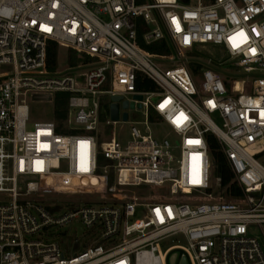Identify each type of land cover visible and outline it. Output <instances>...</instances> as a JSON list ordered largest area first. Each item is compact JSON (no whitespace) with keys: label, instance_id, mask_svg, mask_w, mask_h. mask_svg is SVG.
Listing matches in <instances>:
<instances>
[{"label":"built area","instance_id":"built-area-1","mask_svg":"<svg viewBox=\"0 0 264 264\" xmlns=\"http://www.w3.org/2000/svg\"><path fill=\"white\" fill-rule=\"evenodd\" d=\"M49 42L78 62L49 70ZM206 45L227 60L191 72ZM59 92L78 132L27 129L26 96ZM67 193L92 200H41ZM0 195V264H264V0H0Z\"/></svg>","mask_w":264,"mask_h":264},{"label":"rangeland","instance_id":"rangeland-1","mask_svg":"<svg viewBox=\"0 0 264 264\" xmlns=\"http://www.w3.org/2000/svg\"><path fill=\"white\" fill-rule=\"evenodd\" d=\"M194 1V0H192ZM60 53H59V67L63 68L67 65L66 62V49L59 48ZM74 57V56H73ZM184 61H186L187 66L191 65V63H201L202 65H207L210 63L211 65L217 66V62H224L227 60V55L225 54V51L222 50L221 48H216V47H211V46H198L194 48L193 50L185 51L183 58ZM75 61V58H73ZM160 65H164V63L159 61ZM43 94H39L36 97H32L31 94L26 96V104L29 108V122L27 124V129H31L33 126L34 122H39V121H52L55 122L54 117H53V103L49 101L45 96H42ZM128 113V122L127 123H132V122H142L144 120V115L142 111H137V110H130L128 109L126 111ZM211 118L215 121L217 125H221L219 119L215 116L212 115ZM125 123L123 125V129H120L119 126L116 127L118 132H120L121 140L122 143H126L130 138L128 135V124ZM141 128V127H139ZM41 199L44 203L46 204H52V203H58L62 205V207H67V206H77L81 203H87L91 201L87 196L84 195H74V194H54V195H42ZM0 195V199H1ZM254 233V232H253ZM264 247V245H263ZM180 251L175 250L172 252V254H177V256H180ZM171 254V255H172ZM170 255V256H171ZM170 258V257H169ZM167 264H169V260H167ZM179 264V263H177ZM189 264V262H188Z\"/></svg>","mask_w":264,"mask_h":264},{"label":"trees","instance_id":"trees-1","mask_svg":"<svg viewBox=\"0 0 264 264\" xmlns=\"http://www.w3.org/2000/svg\"><path fill=\"white\" fill-rule=\"evenodd\" d=\"M146 31V28L139 22L137 27V38L138 42L143 50L158 56H167L170 55L173 51L171 47H169L165 41L161 40L155 42L150 45H145L142 40L141 36ZM60 47L54 43L49 42L47 45V65L49 70H55L58 66V58L60 53ZM66 51V62L67 64L74 66L78 61L73 60V54L70 50ZM201 68V64L199 63H191L189 65V69L191 72L196 73L198 69ZM147 89L153 88V85L149 82L144 83ZM68 98L69 93L66 92H59L54 95L53 98V117H54V124L56 126V132L60 134H75L78 131L67 124V117H68ZM207 144L209 148L210 155L213 160L214 165V173L217 177L221 178L222 185L227 186L230 184V172L225 160V157L221 151V147L217 141V139L212 134H207L206 136ZM101 162V160H100ZM233 193H235V189H233Z\"/></svg>","mask_w":264,"mask_h":264},{"label":"water","instance_id":"water-1","mask_svg":"<svg viewBox=\"0 0 264 264\" xmlns=\"http://www.w3.org/2000/svg\"><path fill=\"white\" fill-rule=\"evenodd\" d=\"M184 2L186 3L187 0H184ZM135 98H137L138 100H141V97L140 96H136ZM121 100V97L119 96H115V97H111V105H110V108H109V111H110V117L113 121H117L119 119V104L118 102ZM123 108H127L128 106V103L126 101H124L121 105ZM130 107H133L132 104H130ZM122 120L123 121H126L127 120V115L126 113H123L122 114ZM80 231H81V228H80ZM175 259H176V255L175 254H172L169 258V264H174L175 262ZM179 264H186V261L185 259H181L180 260V263Z\"/></svg>","mask_w":264,"mask_h":264},{"label":"snow or ice","instance_id":"snow-or-ice-1","mask_svg":"<svg viewBox=\"0 0 264 264\" xmlns=\"http://www.w3.org/2000/svg\"><path fill=\"white\" fill-rule=\"evenodd\" d=\"M241 36H243L244 34L243 33H240Z\"/></svg>","mask_w":264,"mask_h":264}]
</instances>
